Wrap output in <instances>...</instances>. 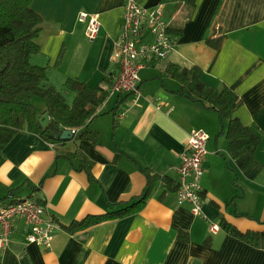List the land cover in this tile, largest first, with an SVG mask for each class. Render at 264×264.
<instances>
[{"label":"crops","instance_id":"1","mask_svg":"<svg viewBox=\"0 0 264 264\" xmlns=\"http://www.w3.org/2000/svg\"><path fill=\"white\" fill-rule=\"evenodd\" d=\"M144 9L163 6L175 46L164 60L139 71V94L111 93L114 42L123 23L124 0H33L42 20L39 53L31 64L46 68L47 83L71 105L68 79L107 92L86 123L99 136L51 144L19 131L0 148V206L32 199L58 224L50 248L26 242L23 220L12 222L0 264H264L254 248L211 224L222 218L239 232L264 231V0H138ZM81 12L98 15L97 38L89 41ZM216 42L212 47L207 41ZM146 41H152L147 37ZM169 65L201 69L208 88L230 89L241 100L233 117L259 138L255 160L240 171L230 157L219 116L180 92ZM39 112L45 104L33 101ZM192 130L209 137L201 179L202 216L178 205L176 169ZM69 153L81 154L89 174ZM151 175L157 181L143 209L123 219L68 234L63 227L135 201Z\"/></svg>","mask_w":264,"mask_h":264},{"label":"trees","instance_id":"2","mask_svg":"<svg viewBox=\"0 0 264 264\" xmlns=\"http://www.w3.org/2000/svg\"><path fill=\"white\" fill-rule=\"evenodd\" d=\"M32 1L0 0V148L6 146L21 130H26L51 144L64 143L59 137L65 130H77L73 136L75 142L87 141L95 146L99 136L86 128V123L105 102L107 92L93 89L76 79H68L65 88L75 94L72 104L68 105L65 98L47 83L46 68L31 64L32 56L39 53L37 38L42 24L39 15L31 9ZM169 33L176 38L170 30ZM207 42L212 47L218 44V40ZM166 73L180 84L181 95L215 112L221 123H225L224 134L229 155L238 169L245 171L255 160L259 138L250 128L243 126L233 117L242 104L237 95L227 87L219 90L206 87L200 80L201 69L196 66L186 69L169 65ZM35 99L44 102V111L39 112L34 106ZM45 114L49 116V124L43 128L39 121ZM81 156L76 153L66 155L68 160L78 161L82 169L89 174V166L83 164ZM142 172L147 183L135 201L102 215L85 217L64 226L63 229L74 235L86 232L103 222L126 218L143 209L157 181L164 182L167 187L171 186L165 176L151 175L146 170ZM173 190L176 191L177 187ZM218 227L254 248H264V231L242 233L222 218Z\"/></svg>","mask_w":264,"mask_h":264},{"label":"built area","instance_id":"3","mask_svg":"<svg viewBox=\"0 0 264 264\" xmlns=\"http://www.w3.org/2000/svg\"><path fill=\"white\" fill-rule=\"evenodd\" d=\"M78 22L85 25V35L94 41L99 33L98 15L81 12ZM151 37L152 41H146ZM175 39L169 33V24L164 18L163 6L148 10L140 6L138 0H124L123 23L120 35L114 42L112 60L117 72L111 76V93L126 95L139 94V71L146 66L164 60L175 46ZM74 136L77 130H70ZM209 137L201 130H192L186 141L181 164L176 169L178 205L188 204L194 217L202 216L201 179L207 155L206 144ZM44 207L32 199H23L0 206V252L9 244L12 222L19 218L26 228V242L44 249L51 246L59 226L51 218H45ZM217 224H211L209 231L215 233Z\"/></svg>","mask_w":264,"mask_h":264},{"label":"water","instance_id":"4","mask_svg":"<svg viewBox=\"0 0 264 264\" xmlns=\"http://www.w3.org/2000/svg\"><path fill=\"white\" fill-rule=\"evenodd\" d=\"M39 122H40L41 126L43 128H45L49 124L48 114H45ZM72 138H73V135H72L71 131L65 130L64 132H62L61 136L59 137V140L67 141V140H71ZM54 139H56V137H54Z\"/></svg>","mask_w":264,"mask_h":264}]
</instances>
